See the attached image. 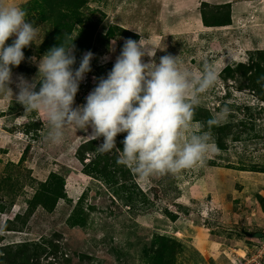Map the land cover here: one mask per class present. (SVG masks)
<instances>
[{
  "label": "rangeland",
  "instance_id": "1",
  "mask_svg": "<svg viewBox=\"0 0 264 264\" xmlns=\"http://www.w3.org/2000/svg\"><path fill=\"white\" fill-rule=\"evenodd\" d=\"M84 1L70 34L76 38L74 68L84 53L91 51L94 58L73 107L83 106L99 78L107 77L124 41L142 36L147 46L164 49L157 50V63L170 54L180 56L193 71L206 61L215 65L218 81L201 95L193 130L205 124L207 131L206 121L227 104L229 114L211 129L218 152L191 169L146 180L118 165L115 149L96 167L84 168L76 151L91 140V128L85 132L69 127L63 143L52 145L44 140L48 128L43 114L25 112L14 96L0 93V263L5 245H12L7 247L10 252L28 254L30 264L264 262V85L253 87L256 77L249 76L246 67L237 68L253 63L264 68L259 55L264 53V0ZM7 3L27 11L43 40L38 47L25 48V60L12 68L9 87L16 94L17 77L31 82L37 75L29 58L39 60L49 50L43 45L52 23L38 22L39 0ZM225 4L230 25H202L203 6L216 13L217 6ZM104 56L109 59L102 63ZM227 67L233 75L224 71ZM102 143L103 137L97 139L95 149ZM84 155L87 163L95 157ZM50 173L64 176V198L52 212L37 207L21 226L15 215L30 206ZM5 220H13L14 231H2Z\"/></svg>",
  "mask_w": 264,
  "mask_h": 264
},
{
  "label": "clouds",
  "instance_id": "2",
  "mask_svg": "<svg viewBox=\"0 0 264 264\" xmlns=\"http://www.w3.org/2000/svg\"><path fill=\"white\" fill-rule=\"evenodd\" d=\"M27 17L21 6L0 0V93L14 96L25 112L43 114L48 128L45 142L60 145L69 127L85 132L91 128L89 139L103 137V143L96 147L97 154L117 150V164L143 180L178 174L218 152L211 129L229 114L227 104L206 121L207 131L203 130L205 124L198 125L199 131L193 130L195 107L201 95L218 81L215 65L206 61L193 71L180 56L170 54L160 57L157 63L156 52L164 49L147 46L142 36L139 41H124L111 71L106 78H99L83 106L73 107L81 82L92 71L94 54L84 53L79 67L74 68L76 38L67 33L58 37V46L39 60L29 58L38 69L37 75L31 82L17 77L18 92L14 94L9 87L13 82L12 68L25 60V48L33 44L38 47L43 42L40 26ZM114 50L110 46L109 51ZM145 57L149 62H144ZM108 59L104 56L101 62ZM260 79L264 80V76ZM123 133L126 136L120 150L116 148V137Z\"/></svg>",
  "mask_w": 264,
  "mask_h": 264
},
{
  "label": "trees",
  "instance_id": "3",
  "mask_svg": "<svg viewBox=\"0 0 264 264\" xmlns=\"http://www.w3.org/2000/svg\"><path fill=\"white\" fill-rule=\"evenodd\" d=\"M84 0H39V17L38 22H47L50 21L52 23V30L49 38L44 42V47L50 46H58L59 41L58 37H62L63 33H67L68 35L71 34L72 28L76 25V21L80 17V9L84 5ZM205 5V4H203ZM219 10V11H218ZM200 21L203 26L205 27H223L230 25V14H229V6L228 4L217 6V12L212 13L210 9H206L204 6L200 9ZM51 43V44H50ZM261 54L262 62L264 64V53H259L260 57ZM259 57V58H260ZM248 71L249 76L256 77V79L251 80V84L253 87L257 88L258 86L264 85V80H261L260 77L264 76V68H262L259 63L251 64L249 66L240 64L237 68H242ZM224 71L228 75H233V71L229 69V67L225 68ZM245 71V72H246ZM232 78V77H231ZM119 138V137H118ZM117 139V138H116ZM97 140H88L84 142L80 147H78L76 151L77 158L76 160L79 161L81 166L84 168L86 167H96L97 163L105 157L106 154H97L95 149V144ZM123 139L119 138L116 140V148H122ZM84 153H91L95 154L93 160L89 163L84 162L85 155ZM116 153V152H115ZM118 156V154H117ZM115 158L109 159L111 162L114 161ZM91 167V168H92ZM83 168V169H84ZM64 176L59 173H50L48 178L39 185V188L35 192L31 202L29 203L30 206H27V209L24 213L20 215H15L14 219L18 220L21 219V226H25L26 220L35 212L37 207H41L42 210L46 212H52L59 199H63V186H64ZM13 221V220H12ZM5 220L2 231L4 233H9L14 231L11 229V222ZM13 225V224H12ZM2 234H0V239ZM15 246H19V244H13ZM12 245H5L2 251L4 254V262L0 264H30L28 259V254H24L23 251H18V253L8 251L7 247ZM23 247V245L21 246ZM25 252V251H24ZM26 253V252H25ZM168 259H165L163 264H167ZM159 263V264H160Z\"/></svg>",
  "mask_w": 264,
  "mask_h": 264
},
{
  "label": "built area",
  "instance_id": "4",
  "mask_svg": "<svg viewBox=\"0 0 264 264\" xmlns=\"http://www.w3.org/2000/svg\"><path fill=\"white\" fill-rule=\"evenodd\" d=\"M255 264H264V262L258 261V262H255Z\"/></svg>",
  "mask_w": 264,
  "mask_h": 264
}]
</instances>
